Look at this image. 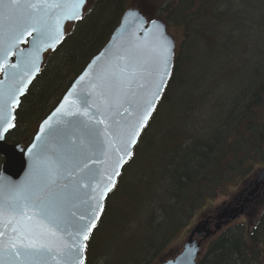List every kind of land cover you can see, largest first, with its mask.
<instances>
[{
	"label": "trees",
	"instance_id": "trees-1",
	"mask_svg": "<svg viewBox=\"0 0 264 264\" xmlns=\"http://www.w3.org/2000/svg\"><path fill=\"white\" fill-rule=\"evenodd\" d=\"M250 2L155 0V11L141 3L146 18L178 29L182 41L166 92L91 234L85 264H161L167 252L175 257L200 222L243 204L264 166V62L235 90L226 113L214 120L208 113L214 94L206 84H217L215 66L228 47L246 51L240 47L241 33L254 29L256 20L245 11ZM129 5V0L89 1L83 18L68 26L63 42L46 55L16 110L17 126L7 143H31L40 122L107 44ZM197 53L206 68L201 67L200 87L194 78L195 86L188 88L187 72ZM181 88L175 108L173 95ZM172 112L181 113L179 120L172 119ZM254 161L260 162L257 167ZM2 164L0 158V169ZM233 178L243 179L236 181V189H225L232 193L221 209L215 203L219 191ZM248 214L247 222L237 221L210 240L198 264H264V195L247 205Z\"/></svg>",
	"mask_w": 264,
	"mask_h": 264
},
{
	"label": "snow or ice",
	"instance_id": "snow-or-ice-1",
	"mask_svg": "<svg viewBox=\"0 0 264 264\" xmlns=\"http://www.w3.org/2000/svg\"><path fill=\"white\" fill-rule=\"evenodd\" d=\"M85 4L86 0H0V6L7 10L6 18L16 25L9 46L0 58V70L19 67L8 65L7 56L12 49H18L20 42H26L25 34L32 37L33 42L31 52L20 50L24 68L16 76L7 111L0 102V141L5 140V133L17 126L13 123L16 119L12 114L13 105H19L17 94L22 95L40 71V53L48 48L55 49V44L63 38V22L81 19ZM129 15L137 17L141 25L151 24V28L145 29L151 33L150 38L111 53L102 70H90L79 77L76 84L83 87L77 98L83 111H64V105L69 103L66 97L64 104L53 113L61 117L56 124L63 122V116L85 117L87 135L99 141L101 158L86 156L79 165L81 172L91 170L93 165H101L91 184L79 185L91 189L87 200L83 201L87 211L78 214L68 208L65 195L68 185L62 183V179L65 174L71 176L74 173L66 167L67 161L50 155L48 145L41 144L38 148L33 143L27 149L32 160L30 178L19 185L10 183L7 195L0 198V225H8L7 231L0 227V264H5L2 259L5 254L14 257L19 264H47L49 260L55 264H84L85 241L104 211V200L115 188L121 168L133 157V147L148 126L171 76L174 48L164 26L154 19L145 21L137 12ZM145 76L149 79V86L139 93L133 84ZM138 87L144 89V84ZM125 104L127 118L121 123L114 116L123 115L119 108ZM45 125L42 133L53 129L51 117ZM88 147L82 143L78 151L83 154ZM192 252L193 249H188L189 256Z\"/></svg>",
	"mask_w": 264,
	"mask_h": 264
},
{
	"label": "water",
	"instance_id": "water-1",
	"mask_svg": "<svg viewBox=\"0 0 264 264\" xmlns=\"http://www.w3.org/2000/svg\"><path fill=\"white\" fill-rule=\"evenodd\" d=\"M88 4H89V0H86V4L83 9L82 18L85 14V11L88 8ZM6 11H7L6 9L0 6V58L3 57L4 50L8 48L10 36L16 26L6 18ZM130 12L139 13L140 16L143 17L145 21L153 20V19H148L143 15L140 5L129 7L125 11V13L121 18L120 24L113 32L107 44L89 62V64L86 66L83 72L74 80V82L71 84V86L64 94L58 105L53 109V111L43 121L40 122L37 131L33 136V139L29 145L24 146L23 144H17V145L9 144L6 141V137L13 129H10L8 133H5V140L0 141V158L3 159V164L0 169V198H3L7 195L10 183L19 185L30 178V175L32 174V160L29 157L27 149L30 148L33 143L37 144L38 148L41 144H46L51 149L49 154L53 155L56 158L63 157L67 161L66 167L68 168V170L74 173L71 176L65 174V176L62 179V183L68 185V188L65 190V195L67 196L68 199V208L71 209L72 211H76L78 214L85 213L87 211V205L83 203V201L87 200L91 189L79 187V185L91 184L93 178L97 175L98 171L101 169V165L99 164L93 165L91 167V170L85 169L82 172L79 171V165H80V161H82L86 156H92L94 159L101 158V149L99 147V141L97 138L90 137L87 135V130L85 128V123H86L85 117L63 116L62 117L63 122L56 124L55 122L57 121V119H61V117L54 116L53 113L56 112V109L59 108L61 104H64L66 97L69 103L64 105V111H69V110L73 112L83 111V108L80 105L79 100L77 98V93H79L81 91V88L83 87V85L76 84L79 77L83 75L85 72H88L90 70H94L95 72H99L100 70H102L108 64L111 57V53L117 50L123 51L129 48L130 45L132 44H137L140 43L141 41L150 38L151 33H147L145 29L151 28L152 27L151 24L146 23L144 25H141L137 17L129 15ZM81 19L64 21L62 25L63 38L60 40L59 43L55 44V49L53 50L51 48H48L40 53V61H39L40 71L36 73L35 76L32 78L31 83L28 84L27 88L24 90V93L22 95L17 94L19 105H13L14 111L12 114L14 116L16 110L19 108L21 104V100L24 98V96L26 95L32 84L39 76L45 61L46 54L55 51L58 48V46L63 42L66 35L67 26H70L80 21ZM154 20H157L160 24L164 26L163 30L165 34L167 35L168 39L172 42L174 48V55H173L172 67H171V76L169 77L167 85L163 93L161 94V98L157 101L156 109L153 112L152 117L154 116L158 108V105L166 92L169 81L172 77V73L174 69L175 51H176V40L169 33L167 24L161 19H154ZM33 35H35V33ZM24 40L26 42L23 41L20 42L18 45V49L17 48L12 49V53L7 56L8 65H19V67L15 69L11 67H4L3 70H0V102H3L5 111H7V107H8L7 101L10 92L16 86V76L19 75V73L24 68V65L22 63L24 57L21 56L20 50H23L25 53H28L31 52V50L33 49L32 37H29L27 36V34H25ZM141 83L144 84V89H140L138 87V85ZM74 85H76L75 92H73ZM148 86H149V79L147 76H145L142 80H138L136 83L133 84V88L139 93H142L144 90H146ZM69 93H72V95H69ZM125 107H127L126 104L119 108V112L123 113V115L117 114L114 116V119L119 120L121 123H123L124 120L127 118V113L124 112ZM90 111L92 110L90 109ZM50 117L52 118L54 127L52 130L45 131L44 133H42L41 129L46 128L45 121L49 120ZM152 117L150 118L149 122L151 121ZM13 123H15V120L13 121ZM146 128L147 127H145L142 130L140 136L138 137L137 144L134 145L133 147V155L140 141V138ZM37 137H41V140H37ZM82 143L85 144L86 147H88V145L91 144V147H88V150L83 154L78 151V146ZM127 164H125L121 168V175ZM121 175L116 178V186L118 184ZM112 192H110L107 198L104 200V209L108 197ZM262 195H264V167H262L256 173L254 181L250 187V191L246 194L245 200L242 205H238L235 207L229 205L228 207L224 208L221 211V213H219V215L217 216L216 218L217 222L214 224L211 223L210 219H206L200 222L192 230L190 236L183 245L182 251L181 252L177 251L175 258H172L161 264H198V260L200 258L203 249V243L210 240L215 235H217V233H219L224 226L229 225L231 222H234L238 220L241 216H243L247 212V205L250 204L255 199H261ZM102 213L100 214V218L102 216ZM5 218H7V214H5ZM99 220L96 221V226L98 225ZM0 227H3L5 231L8 230L7 224L0 225ZM92 232L89 234V239L91 237ZM89 239L85 241L86 244H88ZM5 247H7L6 243H5ZM188 249H193V252L190 256L188 255ZM86 250L87 248L83 252L84 264L86 261ZM2 259L4 260L5 264H19V262L14 257L7 254H5L2 257ZM47 264H55V262L49 260L47 261Z\"/></svg>",
	"mask_w": 264,
	"mask_h": 264
},
{
	"label": "rangeland",
	"instance_id": "rangeland-1",
	"mask_svg": "<svg viewBox=\"0 0 264 264\" xmlns=\"http://www.w3.org/2000/svg\"><path fill=\"white\" fill-rule=\"evenodd\" d=\"M130 5L129 7L135 6V5H140L146 4L149 7L150 11H155L156 4L155 0H129ZM253 0H251L249 6L245 9L247 13L255 15V24H254V29H249L247 31H244L241 33V43L240 47L245 46V52L244 49L238 51L237 49H234L235 47H228L227 53H222V58L220 60V63L218 65V69L215 66V71L214 73L216 74L215 78L217 80V84L211 85L206 84V88L209 89V91H212L214 94L212 100V109L208 110V113L211 114V119L214 120L217 117H221L226 113V109L229 106L234 94H236L235 90L239 88V85L244 84L246 80L250 77L252 71L258 66L261 65L264 62V0L259 1L258 4L253 5ZM254 7H251V6ZM169 33L174 37L176 40L177 47L180 45L182 41L181 34L178 29H168ZM243 48V47H242ZM230 55L231 60H227L225 56ZM235 59V60H233ZM202 63H205V59L203 60V57L201 56L200 53H197L195 55L194 62L189 66L190 70L187 72V78L189 79L190 82H187V87L189 88L191 85L195 86L194 78L197 80L196 85L198 87L200 82H199V77L200 74L202 73ZM202 67V68H201ZM206 66H204L203 71L205 70ZM221 68V69H220ZM220 69V70H219ZM238 69V70H236ZM186 87V88H187ZM184 88H181L176 90V92L173 95V99L175 102V108L179 105L178 98L183 96L184 93ZM229 102V103H228ZM174 108V109H175ZM168 113H171V110H169ZM172 115L174 118H172L174 121L179 120L177 119L181 113L179 112H172ZM176 118V119H175ZM171 121V119H170ZM178 124L180 123L179 121L177 122ZM3 160V159H2ZM259 161H254L252 162L251 165L254 167L259 164ZM243 178H233L232 182L225 183L220 191H219V198L216 200V204L221 205V209L225 206L224 204H227L230 202V194L232 191H230L228 194L225 192V189L228 187L235 188L236 186V181L237 180H242ZM238 182V181H237ZM225 187V188H224ZM224 188V190H223ZM236 189V188H235ZM233 190V189H232ZM225 193V194H224ZM224 194V195H223ZM215 204V205H216ZM223 205V206H222ZM223 210V209H222ZM221 210V211H222ZM221 213V212H220ZM253 214V212H252ZM249 214L247 217H241V219H238L234 222H231L228 226H224L219 234L223 232L227 227L231 226L237 221H244L247 222L249 219ZM213 239V238H212ZM211 239V240H212ZM210 240L206 241L203 243V249L201 255L205 253L207 244L209 243ZM178 246H174V250ZM181 248V247H180ZM179 249L178 251H180ZM177 252V251H176ZM200 255V257H201ZM165 261L169 257L172 259L174 255L171 252H167L165 256Z\"/></svg>",
	"mask_w": 264,
	"mask_h": 264
},
{
	"label": "flooded vegetation",
	"instance_id": "flooded-vegetation-1",
	"mask_svg": "<svg viewBox=\"0 0 264 264\" xmlns=\"http://www.w3.org/2000/svg\"><path fill=\"white\" fill-rule=\"evenodd\" d=\"M241 196H242V195H241ZM243 202H244V201H243ZM252 202H253V201H252ZM210 221H211V223H213L214 220L210 218Z\"/></svg>",
	"mask_w": 264,
	"mask_h": 264
}]
</instances>
